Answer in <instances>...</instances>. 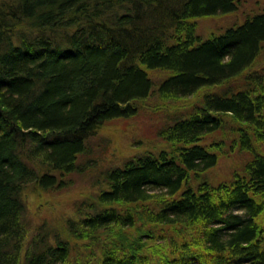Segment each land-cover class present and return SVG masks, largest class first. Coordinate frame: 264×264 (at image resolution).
<instances>
[{"label":"trees","instance_id":"obj_1","mask_svg":"<svg viewBox=\"0 0 264 264\" xmlns=\"http://www.w3.org/2000/svg\"><path fill=\"white\" fill-rule=\"evenodd\" d=\"M258 6L202 40L197 20L240 0H0V264H264ZM152 97L165 146L102 169L72 219L32 223L26 189L66 188L101 126ZM237 151L239 171L212 183Z\"/></svg>","mask_w":264,"mask_h":264},{"label":"rangeland","instance_id":"obj_2","mask_svg":"<svg viewBox=\"0 0 264 264\" xmlns=\"http://www.w3.org/2000/svg\"><path fill=\"white\" fill-rule=\"evenodd\" d=\"M263 1L240 0V8L237 12L199 18L196 27L197 35L205 40L212 34L221 33L228 26L241 24L244 18L250 12L256 11ZM170 73L164 70V72L153 71L148 75L157 83L170 76ZM197 100L196 94L184 102L185 104L193 103ZM178 102L179 100L175 104ZM154 103H158L157 97L143 101V110L133 118L114 119L104 123L98 134L90 139L95 155L90 162L93 167H85L81 174L68 176L69 185L66 188L48 192L36 190L34 187L27 188L24 199L32 223L39 224L43 219L54 227L53 225L56 226L62 220L72 219L74 214H77L76 210L81 209V205L84 206L85 201L93 200L98 191L95 188L96 176L102 169L121 165L124 160L136 154L145 151L155 152L163 148L165 143L157 137V132L164 123V117L161 113H154L149 109V106ZM218 137L206 138L205 143H210L211 139ZM244 161L245 154L242 155L238 151L232 154L225 153L219 158L218 164L209 171V180L213 183L230 179L234 171H239Z\"/></svg>","mask_w":264,"mask_h":264}]
</instances>
